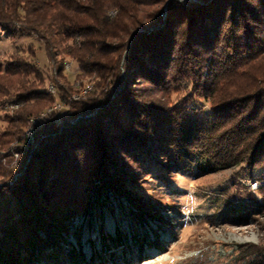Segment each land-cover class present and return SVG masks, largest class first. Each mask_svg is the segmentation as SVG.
I'll return each instance as SVG.
<instances>
[{
    "label": "trees",
    "instance_id": "trees-1",
    "mask_svg": "<svg viewBox=\"0 0 264 264\" xmlns=\"http://www.w3.org/2000/svg\"><path fill=\"white\" fill-rule=\"evenodd\" d=\"M192 2L0 0V24L12 35L37 36L50 59L66 53L80 73L97 78L90 91L73 99L69 91L52 95L21 84L18 99L29 103L8 120L0 139L20 137L30 117L45 114L34 126L42 137L21 179L9 189L14 196L5 200L14 205L5 204L9 217L0 221V264H15V258L34 264L46 245H55L91 206L93 188L82 189L83 183L90 186L100 177L102 188L125 190L106 169L122 165L114 157L119 153L142 160L140 148L157 129L151 120L165 124L175 156L202 171L242 161L264 163V67L256 66L264 56V0ZM163 4L168 17L161 24ZM124 52L129 73L122 87ZM28 64L14 60L5 71L20 77L30 72ZM178 76L198 80V94L216 98L211 116L171 110L136 84V78H143L162 89ZM229 79L230 87L219 92ZM63 101L61 108L72 120L57 129L61 110L54 105ZM40 229L46 230L47 240ZM69 255L80 264L79 250L73 247Z\"/></svg>",
    "mask_w": 264,
    "mask_h": 264
},
{
    "label": "rangeland",
    "instance_id": "rangeland-1",
    "mask_svg": "<svg viewBox=\"0 0 264 264\" xmlns=\"http://www.w3.org/2000/svg\"><path fill=\"white\" fill-rule=\"evenodd\" d=\"M166 7L163 4L159 12L161 24L168 17ZM183 11L184 17L188 10ZM125 53L120 63L122 87L128 85ZM14 60H28L30 72L20 77L7 74L5 67ZM259 63L257 67H264V56ZM0 69V135L9 127L8 120L29 103L18 99V93L23 91L19 90L21 84L52 95L69 91L73 99L85 95L97 80L95 74L80 73L70 55L60 52L56 61L50 59L37 36H14L1 24ZM179 77L162 89L143 78H136V84L139 90L151 94L153 101L171 110L211 116L216 98L198 94L202 90L198 80ZM231 82L229 79L227 86H220L219 92L230 87ZM78 88H83L80 93L76 92ZM59 110L57 129L72 120L66 108ZM43 113L42 110L39 115ZM39 115L30 117L20 137L7 142L0 139V221L9 217L4 209L7 203L14 205L5 203L6 198L14 196L9 189L21 179L42 137L36 136L34 130L29 140L28 134L35 126L32 119ZM150 122L153 127L156 123L157 129L147 145L140 148L142 160L134 161L119 153L114 157L122 165L106 169L125 190L102 188L100 177H94L90 186L83 183L82 189L93 188L90 208L78 214L69 231L60 233L55 245H46L34 264H79L69 255L73 247L81 253L80 264H264V163L250 165L242 161L202 171L194 162L175 156L161 119ZM39 234L47 240L46 230L40 229Z\"/></svg>",
    "mask_w": 264,
    "mask_h": 264
},
{
    "label": "built area",
    "instance_id": "built-area-1",
    "mask_svg": "<svg viewBox=\"0 0 264 264\" xmlns=\"http://www.w3.org/2000/svg\"><path fill=\"white\" fill-rule=\"evenodd\" d=\"M81 96H75V97H72V98H80ZM65 105V103H62V102H60V104H59V107L58 108H61L62 106H64ZM45 114V113H44ZM43 116V115H42ZM40 117V116H39ZM39 117L37 118V119H32V123H33V125H35V123L37 122V120L39 119ZM33 131H34V127L32 126V128H30L29 129V131H28V134H29V140H30V138L33 136Z\"/></svg>",
    "mask_w": 264,
    "mask_h": 264
},
{
    "label": "bare ground",
    "instance_id": "bare-ground-1",
    "mask_svg": "<svg viewBox=\"0 0 264 264\" xmlns=\"http://www.w3.org/2000/svg\"><path fill=\"white\" fill-rule=\"evenodd\" d=\"M53 91V90H52ZM44 114V113H43ZM38 117V116H37Z\"/></svg>",
    "mask_w": 264,
    "mask_h": 264
}]
</instances>
